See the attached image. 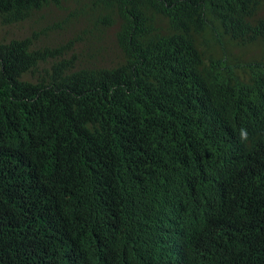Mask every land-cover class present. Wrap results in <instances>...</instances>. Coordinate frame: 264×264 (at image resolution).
<instances>
[{
  "label": "trees",
  "instance_id": "trees-1",
  "mask_svg": "<svg viewBox=\"0 0 264 264\" xmlns=\"http://www.w3.org/2000/svg\"><path fill=\"white\" fill-rule=\"evenodd\" d=\"M53 7L65 48L0 37V264H264V0H0V28Z\"/></svg>",
  "mask_w": 264,
  "mask_h": 264
},
{
  "label": "rangeland",
  "instance_id": "rangeland-1",
  "mask_svg": "<svg viewBox=\"0 0 264 264\" xmlns=\"http://www.w3.org/2000/svg\"><path fill=\"white\" fill-rule=\"evenodd\" d=\"M67 16L68 12L53 7L43 12L42 20L32 28H29L27 23L0 28V37L5 36L9 38L13 34L20 37L30 35L33 31H36L37 37L35 39L41 45L44 44L49 47L58 45V47L62 46V48H65L71 44L70 42L74 39L73 36L76 37V34L80 33L84 26L83 22H79L69 28V24L73 19L66 24L63 23V20ZM108 34L111 36L110 40H112V31H108Z\"/></svg>",
  "mask_w": 264,
  "mask_h": 264
},
{
  "label": "clouds",
  "instance_id": "clouds-1",
  "mask_svg": "<svg viewBox=\"0 0 264 264\" xmlns=\"http://www.w3.org/2000/svg\"><path fill=\"white\" fill-rule=\"evenodd\" d=\"M247 138H248V133L245 131V130H241V134H240V139L242 140V141H246L247 140Z\"/></svg>",
  "mask_w": 264,
  "mask_h": 264
}]
</instances>
